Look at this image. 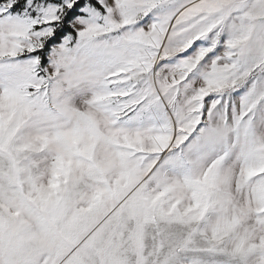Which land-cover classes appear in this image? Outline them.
Instances as JSON below:
<instances>
[{
    "label": "snow or ice",
    "instance_id": "obj_1",
    "mask_svg": "<svg viewBox=\"0 0 264 264\" xmlns=\"http://www.w3.org/2000/svg\"><path fill=\"white\" fill-rule=\"evenodd\" d=\"M0 264H264V0H0Z\"/></svg>",
    "mask_w": 264,
    "mask_h": 264
}]
</instances>
